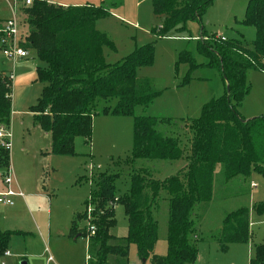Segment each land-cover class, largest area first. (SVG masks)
Listing matches in <instances>:
<instances>
[{"label": "trees", "instance_id": "1", "mask_svg": "<svg viewBox=\"0 0 264 264\" xmlns=\"http://www.w3.org/2000/svg\"><path fill=\"white\" fill-rule=\"evenodd\" d=\"M213 1L152 0L154 15L164 17L161 28L153 30L154 35L158 38L187 32L192 21L202 24ZM19 14L20 25L26 30L20 46L34 50L44 64L37 69L36 77V82L43 85L42 93L30 111L36 124L50 135L52 155L75 156L76 139L85 138L86 143L91 139L94 117L111 115L134 121L133 162H183L164 180L153 178L147 170H133L130 191L119 200L113 193V177L101 178L100 190L92 197L98 208L93 223L78 230V214L70 231L72 237L91 235L90 264H108L111 256L127 259L130 245L136 247L140 260H151V264H196V209L213 198L216 168L221 167L227 184L237 178L246 182L253 171L264 174V116L245 119L239 112L250 90L248 72H264V0H249L244 18L237 21L255 29L251 44L241 38L210 36L202 27L198 51L207 58L206 66L218 70L226 92L206 104L198 119L185 121L191 134L187 155L182 139L162 130L172 125L170 120L138 112L158 95L150 80L137 75L138 68L153 65L154 44L139 46L123 60L108 63L104 50H114V44L95 27L99 20L111 16L105 7L61 6L36 0L31 7L20 6ZM177 64L187 65L189 74L201 66L189 52L180 53ZM185 81L188 83L189 77ZM11 115L12 81L0 75V127L9 129ZM9 164L10 151L0 147V169L7 170ZM103 200L124 206L129 227L126 237L110 234L116 222L114 209L103 208ZM162 200L168 208V251L164 258L154 254L158 241L155 215ZM257 211L264 214V203ZM91 226L95 227L93 235ZM249 227L247 208L229 213L223 220L220 244L246 243ZM11 235L10 231H0V256L7 251ZM249 264H264V243L255 246Z\"/></svg>", "mask_w": 264, "mask_h": 264}, {"label": "rangeland", "instance_id": "2", "mask_svg": "<svg viewBox=\"0 0 264 264\" xmlns=\"http://www.w3.org/2000/svg\"><path fill=\"white\" fill-rule=\"evenodd\" d=\"M56 1L58 4L67 5L103 6L111 11V16L99 20L95 26L99 31L105 32L114 44V50H104L108 63L123 60L135 48L143 44H154L153 65L138 68L137 75L150 80L158 91V95L152 104L146 109H139L138 112L142 115L170 120L172 125L164 126L162 130L168 135L182 139L186 155L191 134L185 128V121L198 119L206 104L225 94L220 73L217 69L206 66L207 58L198 51L197 40L201 27L203 26L206 34L210 36L221 35L224 39L241 38L248 44L256 38L253 27L241 26L237 23V19L245 16L248 0H214L204 13L201 25L192 21L188 23L187 32L158 38L154 35L153 29L160 27L164 17L154 15L152 0ZM3 3L7 5L4 0H0V4ZM17 7L20 8V5ZM10 10L11 7L8 5L2 8L3 14L6 15L11 13ZM17 15L19 16L17 18L20 29L19 41H23L26 30L20 25L19 12ZM27 52L29 60L33 59L43 65L34 50ZM182 52L191 53L197 64L201 66L189 74L187 65L177 64ZM11 62L14 64L8 66L9 68L13 66L15 77L18 62ZM37 68L39 65L36 68L29 67L34 70L35 77H37ZM187 77H189L188 83L185 81ZM247 84L250 90L242 103L240 116L245 119L264 116V72L250 70L247 74ZM41 91L42 85L38 82L35 84L30 82L28 88L25 85L17 87L14 92L12 110L20 113L13 112L8 133L11 152L15 150L16 153V150H20L19 147H26V159L22 165L17 164L22 169L21 173L32 174L35 171V184L41 189L44 183L47 190L54 194L51 200L46 196L40 197L39 200L35 198L31 200L37 201L34 206L39 208L38 214L32 207L31 211L35 213L33 216L39 228L45 229L43 232L45 235L43 237L38 232L36 225V231H32L31 228L34 226L32 220L26 218L24 213L19 214L17 217L25 226V234L10 230L12 235L7 249L10 257L0 256V263L5 261L6 264H21L22 261H26L28 264H68L67 243L73 242L69 234L71 219L75 214L81 213V219L77 223L80 231L85 225L93 223L98 208L94 206L92 197L100 190L102 177H113V193L119 200L130 191L133 170H147L153 178L164 180L183 164L181 161L168 163L146 159L133 162V119L98 115L93 119L89 143H86L85 138H77L75 156H54V163L48 170L40 171L44 163H41L42 158L37 155V148L40 146L45 149L48 143L43 131L30 114V106L40 97ZM32 98L34 101L30 104L29 100ZM224 182L221 167L218 166L215 171L212 200L196 209L195 233L198 236L199 247L196 264H249L254 256L255 246L264 243V214H259L257 211V207L264 203V174L253 171L246 182L241 181V178L233 180V183ZM160 203V209L155 215L158 222V241L154 254L164 258L168 251V208L165 200ZM107 206L114 209L116 220L110 229V234L118 238L126 237L129 227L124 206L118 201L113 205L112 201L104 202L103 200L102 207ZM243 207L249 211L250 238L246 243H231L223 247L219 242L223 220L229 213ZM13 209L15 208L0 204V217L16 216L10 212ZM36 216L39 218L37 219ZM11 224L0 222V231L14 228ZM49 235H51L50 238ZM90 236L87 234L79 239V245L82 248L85 242L88 243ZM85 251L83 250L82 264H89V252ZM49 257L52 258L51 262H48ZM150 261L140 260L136 247L130 245L127 259L111 256L108 264H151Z\"/></svg>", "mask_w": 264, "mask_h": 264}, {"label": "crops", "instance_id": "3", "mask_svg": "<svg viewBox=\"0 0 264 264\" xmlns=\"http://www.w3.org/2000/svg\"><path fill=\"white\" fill-rule=\"evenodd\" d=\"M54 1L56 4H58L56 0H54ZM4 2H6L7 5L11 7L12 11L10 10L11 13L9 15L3 14L2 8L3 7L5 8V6H7V5H5L4 3L0 4V28H2L6 24L7 21L11 20L14 17V14H15V16H17V18H19V16L17 15V12H19L20 8H18L17 5H15L11 0H4ZM247 4H248V2H247ZM58 5H61V6H81V5H67V4H58ZM87 5H90V4H87ZM242 19H243V17L240 19H237V21L242 20ZM161 26H162V24L160 25L159 28H161ZM202 27L200 29V34H199L198 39L202 38ZM171 36H173V35H171ZM217 37L223 38V36H221V35L217 36ZM0 49L3 53L1 46H0ZM1 51H0V75H5V76L9 77L11 74H13L14 69H13V66L9 68L8 65H12L14 63L11 62L13 60L9 61L10 59L6 58L5 55L1 53ZM28 57H29V55H27V57H25V58H17L14 60L15 63H17V62L18 63L16 65V69H15L16 74H15V77L13 78L14 80L13 79L11 80L12 81V104H13L14 92L16 91L17 87H20L21 85H25L28 88L30 82L32 84L36 83L35 72L33 69H29V67L33 66L36 68L37 65H39V67L44 65V64L42 65L40 62L38 63L37 61H35L33 59L29 60ZM7 67H8V69H7ZM16 76H17V79H16ZM222 82H223V80H222ZM223 87H224L225 92H226L224 82H223ZM42 89H43V85H42ZM41 93H42V91H41ZM38 99L33 104H31V103H32V101H34V99L32 98L29 100L30 101L29 103L31 104L30 108L37 104ZM241 106L239 108V112L241 110ZM13 112L17 113V114L20 113L19 111H13L12 110V115H13ZM30 114L33 117V120H35L34 115H33V113H31V111H30ZM12 115H11V117H12ZM43 133H44V137H45V140L48 143V145L45 147V149H42L39 146L37 148V150H38L37 155H39L42 158L41 163H44L42 165L40 171L41 170L43 171L44 169L47 171L48 168L51 166V164L54 163L55 159H53V158H55L54 157L55 155H52L50 152V148H51L50 135L45 133V132H43ZM19 148H20V150L19 151L16 150V153H15V150L14 151L12 150V152L10 150V164H9L8 168H10V170L12 171V174H13V183L11 185L12 189L15 192L23 193V197H21V196L13 197L12 199H13L14 204L11 206H6V205L1 204L5 207H14L15 209L11 210L10 212L16 216L12 217V215H11L9 217H7V216L2 217V218L0 217V222H8V223H12L11 225H14L13 226L14 228H9V230H6V231H10V230L11 231H17V232L19 231L22 234H25V228H24L25 226H24V224H22V220H18V217H17L19 214L24 213L25 217L30 218L32 220V224H34V226L31 228L32 231H36V229H35V225H36L38 227V232L41 233V235L44 237L45 234L43 232L45 229L42 227L39 228V224H37V222L35 221V218L33 216V214L35 215V213L38 214V212H39V208H35V206H34L35 202H37V201H31V200L33 198L39 200L40 197L43 198L44 196H46L47 198H49L51 200V197L54 194H53V192L51 193L49 190H47L48 188L45 187L44 183L41 185V189H40V186L38 187L35 184V179H34L35 171L32 174L21 173L22 169L19 165L17 166V164L22 165V162L26 159V147H19ZM0 170H2V172L0 171L1 172L0 173V194H1V193L6 192L7 187H6L4 180H3V175L5 174L4 170L3 169H0ZM45 176H47V174H45ZM24 193H26V195ZM31 207L34 209L35 213L33 210L31 211ZM36 217H37V219L39 218L38 216H36ZM75 217H76V214L71 219V222H70L71 225H69L70 231H71L72 221L74 220ZM70 231H69V234H70ZM1 232H3V231H1ZM50 237H51V235H49V238ZM72 238H73V242L71 244L67 243V248H68V252L66 254L67 262H68V264H82V258H84L83 250L84 251L87 250L89 252V257H90L89 237H88V243L85 242V244H84L85 246H83V248L81 245H79V242H80L79 239H81L83 237L78 235V236H75ZM194 239L198 240V236L195 235ZM198 250H199V247H198ZM6 252H8V251H6ZM3 256L6 258L10 257V253H9V255L4 254ZM88 260H89V264H90L91 257ZM22 263L28 264L26 261H22ZM0 264H6V262L1 261Z\"/></svg>", "mask_w": 264, "mask_h": 264}, {"label": "built area", "instance_id": "4", "mask_svg": "<svg viewBox=\"0 0 264 264\" xmlns=\"http://www.w3.org/2000/svg\"><path fill=\"white\" fill-rule=\"evenodd\" d=\"M15 5H21L23 7H31L36 0H11ZM47 2L48 4H56L54 0H42ZM20 29H19V22L17 16L7 21L6 24L0 28V46L2 47L3 54L6 58L10 60H15L17 58H25L28 55L27 50L20 46L19 41ZM220 38V37H219ZM222 40H226L221 38ZM9 78L12 80L14 75L11 74ZM9 129L4 127H0V147L10 151V134L8 133ZM4 183L7 187L6 192L0 194V204L11 206L14 204L13 197L21 196L23 197V193L15 192L11 185L13 183V174L10 168H7L5 174L3 175ZM253 186H255L253 184ZM90 234H94L95 227H90ZM9 255V252L5 253ZM90 259V257H89ZM52 261V258L49 257L48 262Z\"/></svg>", "mask_w": 264, "mask_h": 264}, {"label": "water", "instance_id": "5", "mask_svg": "<svg viewBox=\"0 0 264 264\" xmlns=\"http://www.w3.org/2000/svg\"><path fill=\"white\" fill-rule=\"evenodd\" d=\"M227 91L229 92V89L227 88ZM143 262H145V261H143ZM22 264H26V263H22Z\"/></svg>", "mask_w": 264, "mask_h": 264}]
</instances>
